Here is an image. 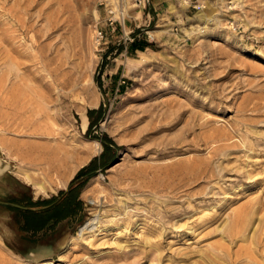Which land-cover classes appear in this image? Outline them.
I'll return each mask as SVG.
<instances>
[{
  "label": "rangeland",
  "instance_id": "rangeland-1",
  "mask_svg": "<svg viewBox=\"0 0 264 264\" xmlns=\"http://www.w3.org/2000/svg\"><path fill=\"white\" fill-rule=\"evenodd\" d=\"M131 1L0 0V148L65 149V186L102 151L85 136L99 105L92 136L118 146L84 185L85 220L59 253L23 256L1 241L0 264H264V0H167L139 27L150 44L139 52L106 21L119 4L129 16ZM2 153L15 174L22 163ZM60 181L47 178L44 194L28 185L45 196ZM236 216L249 221L229 235ZM93 218L96 231L79 235Z\"/></svg>",
  "mask_w": 264,
  "mask_h": 264
},
{
  "label": "crops",
  "instance_id": "crops-1",
  "mask_svg": "<svg viewBox=\"0 0 264 264\" xmlns=\"http://www.w3.org/2000/svg\"><path fill=\"white\" fill-rule=\"evenodd\" d=\"M166 2L150 0L146 8L134 5L133 0L130 2L131 11L126 25L128 32H133V40H139V32L144 30L139 27L149 23ZM131 43L124 47L129 49ZM139 51L136 49L133 52ZM74 175L64 187L43 196L34 194L31 186L21 181L10 169L1 173L0 210L7 231V235H1V241L23 256L51 258L58 254L63 243L83 224L86 217L83 188L79 189L76 184L70 186Z\"/></svg>",
  "mask_w": 264,
  "mask_h": 264
},
{
  "label": "bare ground",
  "instance_id": "bare-ground-1",
  "mask_svg": "<svg viewBox=\"0 0 264 264\" xmlns=\"http://www.w3.org/2000/svg\"><path fill=\"white\" fill-rule=\"evenodd\" d=\"M29 12V11H28ZM22 13V12H21ZM9 14V12H8ZM32 16V15H31ZM7 17V16H6ZM14 21V20H13ZM22 25V24H21ZM33 25V24H32ZM6 27V26H5ZM23 27V26H21ZM21 27H19V29L21 30ZM26 30V29H25ZM37 32V31H36ZM155 33V31H154ZM25 34V32H24ZM27 34V33H26ZM150 36H152V33L150 34ZM33 39V38H32ZM12 40V39H11ZM6 44V43H5ZM13 45V44H12ZM21 53V52H20ZM23 55V54H22ZM18 57V56H17ZM44 57V56H43ZM24 59V58H23ZM13 60V58H12ZM22 60V59H21ZM15 61V60H14ZM24 64V63H23ZM17 65V64H16ZM21 65V64H20ZM23 67V66H22ZM27 72V71H26ZM29 72V71H28ZM19 73V72H18ZM33 75V74H32ZM10 79V78H9ZM18 79V78H17ZM4 80V79H3ZM16 80V79H15ZM9 82V81H8ZM17 84V83H16ZM53 84V83H52ZM18 85V84H17ZM15 86V85H14ZM47 88L46 90L51 91V88H49V84L45 85ZM8 87V86H7ZM41 87V86H40ZM6 88V87H5ZM4 89V88H3ZM49 91V92H50ZM1 92V91H0ZM8 92V91H7ZM48 92V91H47ZM9 93V92H8ZM11 93V92H10ZM18 93V92H17ZM58 93V92H57ZM12 95V94H11ZM10 95V96H11ZM49 95V94H48ZM48 95L46 100L48 99ZM65 97V96H64ZM1 98V97H0ZM6 99V98H5ZM11 99V97H10ZM3 100V99H2ZM8 100V99H7ZM5 100V102L7 101ZM14 101V100H13ZM48 102V100L46 101ZM8 103V102H6ZM9 104V103H8ZM11 104V101H10ZM52 104V103H51ZM12 105V104H11ZM7 107V106H6ZM23 107V106H22ZM52 107V106H51ZM15 108V107H14ZM20 108V107H19ZM33 109V108H32ZM8 110V109H7ZM6 110V111H7ZM10 112L12 111V109H9ZM22 110V109H20ZM26 110V109H25ZM31 110V109H30ZM29 110V111H30ZM50 110V109H49ZM13 111L16 112L15 109H13ZM12 111V112H13ZM24 111V110H22ZM28 111V110H27ZM19 112V110H18ZM31 112V111H30ZM29 112V113H30ZM8 113V112H7ZM14 113V112H13ZM21 113V112H20ZM32 114H41V116L43 115L44 117H48L49 113L47 112V108H45V106H38L37 109L32 110L31 112ZM17 114V113H16ZM23 114V113H22ZM9 115V113H8ZM11 115L13 116V114L11 113ZM18 115V114H17ZM24 115V114H23ZM30 115V114H29ZM5 116V115H4ZM19 116V115H18ZM1 117V116H0ZM22 118V117H21ZM4 119V117H3ZM22 120V119H21ZM24 120V119H23ZM28 120V119H27ZM16 122V121H15ZM2 123V122H1ZM21 123V122H20ZM25 127H27L28 129H31L32 132H36V127L39 126L38 121H25L23 123ZM83 125H86V120L84 119L83 121ZM12 127V126H11ZM8 129V128H7ZM30 131V132H31ZM2 144V148H0L1 154L2 153V149L3 150H7V154L8 155H13L15 156L17 159L20 160V163H22L21 165H19L17 167V170L15 171V175L24 183L29 184L32 186L33 190L35 193L37 194H44L47 191V186H46V182L45 180L47 178H50L51 175H53L54 173H59L60 172V186H64L66 179L69 177V172L72 171L73 169L68 167V160L70 159L68 156V152L65 151V149L60 150L58 147H49V146H44V145H40V146H26V145H21V144H15L12 143L11 141L7 142V143H1ZM95 147H94V151L97 152L99 149V144L97 142L94 143ZM14 163L13 160L7 159L5 161L0 160V174L6 172L7 170L10 169L11 167V163ZM189 169V168H188ZM191 170V169H190ZM193 171V170H192ZM196 171V170H195ZM73 172V171H72ZM189 172V171H188ZM187 172V173H188ZM194 172V171H193ZM69 173V174H68ZM186 173V172H185ZM188 175V174H187ZM197 179V177H195ZM59 183V182H58ZM57 183V184H58ZM57 186V185H56ZM97 214V213H95ZM242 213H240L241 215ZM247 214V213H246ZM239 215V214H238ZM242 217V216H241ZM241 217L239 218V216H236L235 222L231 223L230 226H225L226 228H222L225 229L229 235H233V234H241L243 232V230L245 229V227L247 226L248 223V217H243L241 219ZM96 218V217H95ZM91 219L90 221H88L85 225H83L80 229H79V235H81L83 232L85 233H93L94 231H96V228L98 227V225H96V223H94V219ZM97 219V218H96ZM241 219V220H240ZM223 226V225H222ZM220 231V230H219ZM224 231V232H226ZM223 233V232H222ZM243 234V233H242ZM241 234V235H242ZM1 235L5 236L7 235V231L6 228L4 226L3 223V212L0 210V243H1ZM58 235V234H57ZM227 236V235H226ZM232 237V236H231ZM237 237V236H236ZM244 237V236H243ZM119 243V242H118ZM122 244V243H121ZM25 245V244H24ZM27 246V245H26ZM49 246V245H47ZM9 247V246H8ZM28 247V246H27ZM154 247V246H153ZM128 248V245L124 243V245H119L118 244V251L119 253L122 252V250ZM18 249V248H17ZM157 249V246H156ZM1 250V249H0ZM14 250V249H13ZM21 250V249H20ZM24 250V249H23ZM53 250V248H52ZM158 250V249H157ZM157 250L155 252H157ZM17 251V250H16ZM59 251V250H58ZM159 251V250H158ZM223 251V250H221ZM26 252V251H25ZM31 253V252H30ZM123 253V252H122ZM240 254V253H239ZM244 254V252H243ZM123 255V254H122ZM242 255V254H241ZM246 255V254H245ZM235 256V255H234ZM215 257V256H214ZM0 258H2L1 252H0ZM118 258V257H117ZM119 260V258L117 259ZM117 260L115 259V262H117ZM237 258L234 257L232 259L233 261H236ZM231 261V260H230ZM246 261V260H244ZM243 261V262H244ZM242 261H238V263H243ZM231 263V262H230ZM232 264V263H231Z\"/></svg>",
  "mask_w": 264,
  "mask_h": 264
},
{
  "label": "trees",
  "instance_id": "trees-1",
  "mask_svg": "<svg viewBox=\"0 0 264 264\" xmlns=\"http://www.w3.org/2000/svg\"><path fill=\"white\" fill-rule=\"evenodd\" d=\"M150 44L141 40H133L130 45V52L134 50H144V48L149 47ZM119 50V49H118ZM95 82L99 88H101V83L99 78H95ZM104 109L102 105H99L96 109H88L86 111V118L88 120L87 127L85 131V136L89 138L96 139L100 142L102 151L98 156H94L89 160V162L81 167L74 175L70 181V186L76 184L80 189L88 182L90 178L95 176L98 172H103L116 158L118 146L111 140L107 135H101L99 137L92 136V128L96 127L98 123L103 118Z\"/></svg>",
  "mask_w": 264,
  "mask_h": 264
},
{
  "label": "built area",
  "instance_id": "built-area-1",
  "mask_svg": "<svg viewBox=\"0 0 264 264\" xmlns=\"http://www.w3.org/2000/svg\"><path fill=\"white\" fill-rule=\"evenodd\" d=\"M134 5L136 6H141L142 8H145L146 6L149 5L150 0H133ZM107 18L106 21L108 25H110V31L114 32L116 30V24L120 26L123 32L122 36V42L121 45L124 47L126 43L132 42V38L130 36V32L124 33V21L125 19H128L127 14H125V11L122 9V5L119 4L117 5V8L113 11L111 8L107 10ZM104 37V34L100 31H97L96 33V38L97 40H101ZM125 48V47H124ZM126 49V48H125Z\"/></svg>",
  "mask_w": 264,
  "mask_h": 264
},
{
  "label": "water",
  "instance_id": "water-1",
  "mask_svg": "<svg viewBox=\"0 0 264 264\" xmlns=\"http://www.w3.org/2000/svg\"><path fill=\"white\" fill-rule=\"evenodd\" d=\"M114 164V162L113 163H111L109 166H108V168L110 167V166H112Z\"/></svg>",
  "mask_w": 264,
  "mask_h": 264
}]
</instances>
